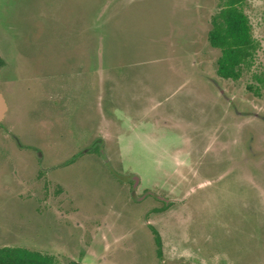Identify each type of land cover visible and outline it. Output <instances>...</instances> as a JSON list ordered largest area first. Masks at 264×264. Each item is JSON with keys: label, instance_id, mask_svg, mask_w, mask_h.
<instances>
[{"label": "rangeland", "instance_id": "1", "mask_svg": "<svg viewBox=\"0 0 264 264\" xmlns=\"http://www.w3.org/2000/svg\"><path fill=\"white\" fill-rule=\"evenodd\" d=\"M222 2L0 0V248L264 264V0L247 1L259 47L237 81L210 43Z\"/></svg>", "mask_w": 264, "mask_h": 264}, {"label": "trees", "instance_id": "2", "mask_svg": "<svg viewBox=\"0 0 264 264\" xmlns=\"http://www.w3.org/2000/svg\"><path fill=\"white\" fill-rule=\"evenodd\" d=\"M248 0H223L220 11L213 17L210 43L221 50L218 61L219 75L237 81L242 70L250 68L258 51L252 25L246 14ZM264 89V78L257 79ZM258 93V92H257ZM158 247V256L163 257V242L156 228L149 225ZM0 264H59L55 256L21 247L0 248Z\"/></svg>", "mask_w": 264, "mask_h": 264}, {"label": "water", "instance_id": "3", "mask_svg": "<svg viewBox=\"0 0 264 264\" xmlns=\"http://www.w3.org/2000/svg\"><path fill=\"white\" fill-rule=\"evenodd\" d=\"M0 61H1V55H0ZM7 112H8V104H7V101H6V98L4 96V94L0 91V127L3 123V121L5 120L6 118V115H7ZM113 175L115 176L116 179L120 180V181H123V182H129L131 180H135L137 181L138 178L136 175H132V176H125V175H122V174H119L115 171H113ZM136 184L134 185V198L136 200H141L143 199L145 196H143L142 198H137L136 197V193H135V190H136Z\"/></svg>", "mask_w": 264, "mask_h": 264}, {"label": "flooded vegetation", "instance_id": "4", "mask_svg": "<svg viewBox=\"0 0 264 264\" xmlns=\"http://www.w3.org/2000/svg\"><path fill=\"white\" fill-rule=\"evenodd\" d=\"M0 67H1V61H0ZM1 91V90H0ZM222 91V90H221ZM223 94V93H222ZM225 96V95H224ZM8 104V103H7ZM9 106V105H8ZM233 109H234V112H235V114L238 116L239 115V112H238V107L237 106H231ZM255 116H253L254 118H257L258 120H261L262 122H264V114L263 113H258V112H254L253 113ZM241 116H242V113L240 114ZM4 122V121H3ZM3 124V123H2ZM168 125V126H171V127H175V124H173L172 122H170V121H168V120H165L164 121V125ZM0 128H2V125H1V127ZM104 142H102L100 145H102ZM104 158H106V154H104ZM130 176H132V175H130ZM137 176V175H136ZM137 178H138V180L137 181H135V180H131L132 181V185H133V187H134V185L136 184V189L143 183V181H142V179L139 177V176H137ZM130 181V182H131ZM154 183H156V182H154ZM153 183V184H154ZM152 196H154V194H152Z\"/></svg>", "mask_w": 264, "mask_h": 264}]
</instances>
